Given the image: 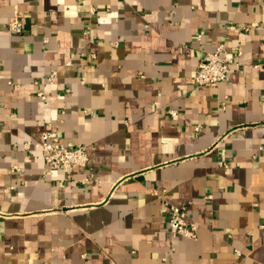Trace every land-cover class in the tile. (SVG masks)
I'll return each instance as SVG.
<instances>
[{
    "label": "crops",
    "instance_id": "0c3cea01",
    "mask_svg": "<svg viewBox=\"0 0 264 264\" xmlns=\"http://www.w3.org/2000/svg\"><path fill=\"white\" fill-rule=\"evenodd\" d=\"M0 60V264H264V0H0ZM47 123L85 168H47Z\"/></svg>",
    "mask_w": 264,
    "mask_h": 264
},
{
    "label": "built area",
    "instance_id": "2783aa9c",
    "mask_svg": "<svg viewBox=\"0 0 264 264\" xmlns=\"http://www.w3.org/2000/svg\"><path fill=\"white\" fill-rule=\"evenodd\" d=\"M92 12H96L95 8H92ZM230 26L228 25V27ZM24 27L25 22L22 16L18 13L14 14L9 22V31L13 34H21L24 31ZM243 29L251 31L252 27L244 26ZM198 37L201 39V34ZM90 56L94 58L95 54L91 53ZM234 58V53L226 48L224 42L219 44L215 50L207 51L198 63L194 76L195 85L199 87H215L225 82ZM3 66L4 62L0 60V69ZM53 80L54 75H50L48 81L52 82ZM37 94L41 98H46V94L43 91H39ZM171 113L176 114L174 110ZM41 147L46 166L49 169H59L70 174L75 170L85 168L90 160L88 146L67 142L52 123H47L41 133ZM91 177L92 173L87 174L83 182H88ZM187 213L188 206H170V231L173 236L196 239L198 237L199 224L194 220H189Z\"/></svg>",
    "mask_w": 264,
    "mask_h": 264
}]
</instances>
